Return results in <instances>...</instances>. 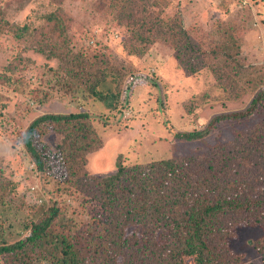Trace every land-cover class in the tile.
Instances as JSON below:
<instances>
[{
  "label": "rangeland",
  "instance_id": "obj_1",
  "mask_svg": "<svg viewBox=\"0 0 264 264\" xmlns=\"http://www.w3.org/2000/svg\"><path fill=\"white\" fill-rule=\"evenodd\" d=\"M166 2L169 6L161 0L152 12L180 16L190 29L201 57L196 72L184 68L164 39L150 45L143 56L130 54L126 44L135 38L109 11V0H0V170L11 180L8 193L0 192L2 238L24 236L26 225L38 216L36 210L54 203L63 211L59 229L71 218L80 221L87 215L82 198L39 170L26 149L24 133L40 114L89 112L102 137V146L87 156L85 167L93 174L114 172L119 162L206 152L220 142L234 141L238 131L264 117L263 97L250 119L218 122L202 138L177 136L203 129L216 115L244 110L264 89V0ZM19 28L24 30L21 37L15 33ZM68 47L92 58L104 56L128 74L119 103L112 97L66 91V60L48 55L54 48L64 54ZM228 51L227 57L218 54ZM60 138L56 132L44 134L53 148ZM263 235L264 226L237 228L230 244L245 254L240 264H264V254L249 244Z\"/></svg>",
  "mask_w": 264,
  "mask_h": 264
},
{
  "label": "trees",
  "instance_id": "obj_2",
  "mask_svg": "<svg viewBox=\"0 0 264 264\" xmlns=\"http://www.w3.org/2000/svg\"><path fill=\"white\" fill-rule=\"evenodd\" d=\"M160 1L109 0L108 8L135 38L126 44L130 54L143 56L150 45L164 39L186 70L198 71L202 66L195 37L180 16L152 12ZM53 14L48 19L54 20ZM19 29L17 37L23 35ZM68 48L64 54L54 48L48 55L66 60V91L120 100L128 74L104 56L92 58ZM263 97L264 89L244 110L216 115L203 129L177 136L202 138L218 122L250 119ZM47 131L61 136L55 148L44 139ZM24 144L39 170L82 198L87 215L80 221L71 218L59 229L60 206L36 210L38 216L26 225L24 236L7 241L0 235L3 264H240L245 254L230 244L237 228L264 226V117L238 131L234 141L220 142L206 152L119 162L109 173L86 170L88 154L102 146L88 111L38 115L24 133ZM10 182L0 170L1 196L8 193ZM249 244L264 254V235Z\"/></svg>",
  "mask_w": 264,
  "mask_h": 264
}]
</instances>
